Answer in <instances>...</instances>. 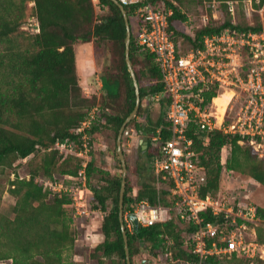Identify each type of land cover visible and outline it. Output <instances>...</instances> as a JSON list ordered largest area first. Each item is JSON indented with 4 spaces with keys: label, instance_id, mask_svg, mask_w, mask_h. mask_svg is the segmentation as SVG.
<instances>
[{
    "label": "trees",
    "instance_id": "trees-1",
    "mask_svg": "<svg viewBox=\"0 0 264 264\" xmlns=\"http://www.w3.org/2000/svg\"><path fill=\"white\" fill-rule=\"evenodd\" d=\"M26 1L29 0H22V5H18L15 0H0V167L11 168L18 160L40 150L45 154L39 172L29 180L16 177L10 183V190L17 200L12 207L13 218L0 214V261L64 264V256L75 248L77 234L71 226L73 217L68 208L71 200L67 196H51L45 192L37 177L42 175L59 180L65 176H78L83 159L74 155L63 158L58 151L50 150L51 147L58 139H72L78 149L82 148L83 134L75 135V130L97 106L101 112L86 130L92 137L90 145L104 129L112 131L117 141L122 125L135 108L136 90L125 59L127 29L122 12L114 2L99 0L101 11L108 8V13L98 18L91 0H31L35 5L38 31L30 37L29 46L23 48L15 36L22 29ZM219 1L229 11L227 3L235 0ZM167 2L174 8L170 29L180 34L175 24L186 21L187 17L170 0ZM260 3L263 4L264 0ZM125 10L131 16V9L127 7ZM228 27L252 33L264 32L261 24L234 26L231 20H227L217 25L211 18L208 25L197 31L195 38L187 39L192 48H202L206 36L220 33ZM131 30L130 58L140 86L141 106L127 128L133 126L141 139L149 138L145 150L144 143L139 147L151 160L162 144L155 148L150 138L161 127L163 140L170 136L169 124L165 121L170 99H162L161 114L157 119L148 116L147 97L154 99L162 94L164 85L154 56L141 50L132 27ZM90 43L108 61L100 76L102 93L98 104L95 97L82 95L77 66L78 44ZM203 96L204 104L208 105L212 98L218 96V87L212 86ZM230 99V95L216 99L217 111L225 112ZM140 117L144 120L139 121ZM188 136L193 140L197 153L196 166L206 177L201 187L202 197L217 195L225 167L229 171L248 172L253 180L264 185V159L260 160L249 144L240 145L238 137L219 130H202L196 123H191ZM225 147L230 149L226 166L221 162ZM117 159L121 166L119 157ZM127 168L130 169L128 162ZM86 171L88 188L93 196L92 207H101L104 214L101 225L104 240L94 249L92 256L99 259L100 264H105L106 260L111 264H127L119 219L122 174L107 177L105 185L97 188L91 180L96 171L93 159L88 161ZM138 187L135 191L127 176L124 212L132 210L141 201H148L152 206H174L178 200L172 194V183L155 173ZM258 215L263 218L264 211L258 209ZM201 217L212 222L215 219L208 212L202 213ZM180 224L173 218L151 228L140 227L133 233L126 229L132 264L145 244L150 245L152 256L164 255L168 264L169 251L173 252L174 259L193 261L194 257L188 252L190 248H184L186 239ZM193 230L194 226L188 227V234ZM258 242L264 245L261 234H258ZM234 260L228 263L233 264ZM256 261L261 262L259 259ZM206 263L223 264L225 260L210 258ZM243 263L250 264L246 260Z\"/></svg>",
    "mask_w": 264,
    "mask_h": 264
},
{
    "label": "built area",
    "instance_id": "built-area-1",
    "mask_svg": "<svg viewBox=\"0 0 264 264\" xmlns=\"http://www.w3.org/2000/svg\"><path fill=\"white\" fill-rule=\"evenodd\" d=\"M91 1L101 11L100 1ZM117 1L125 9H131V16H128L134 24L136 43L142 51L154 56L161 73L164 92L154 100L161 104L164 97L170 99L165 116L170 136L164 141L161 127L150 138L155 148L162 144L151 159V165L157 177L172 183V194L178 198L174 206H152L148 201L137 203L132 210L124 212L126 229L131 233L136 230L131 215L136 217L139 228H151L175 218L188 227L194 226L184 243V248H190L188 252L194 260L174 259L173 252L169 251L170 264H207L210 258L225 260L223 264H230L228 262L234 259L255 264L264 253V246L258 242L253 229L259 220L258 208L250 203L231 204L217 195L201 196L206 177L196 166L197 153L188 130L191 123H196L202 130H219L238 137L240 145L249 144L258 157L264 159V32L252 33L228 27L206 36L202 48L183 52L182 41H178L174 29H170L174 8L167 2L169 0ZM248 1L252 5V1ZM227 4L234 15V3ZM216 6L214 1L212 7ZM215 85L218 96L228 90L233 93L222 119L215 104L218 96L208 105L204 104V92ZM100 112L99 106L93 108L75 130V135L83 134L82 148L78 149L72 139H58L50 149L58 151L63 158L74 155L83 159L78 176H65L59 180L45 177L39 181L51 196L70 198L68 208L73 219L103 214L101 207H92L86 171L87 159L93 150L90 145L92 137L86 130ZM130 132L135 134L134 129L124 133L129 135ZM142 141L140 139V144ZM221 162L224 164L223 158ZM205 212L215 218L213 222L201 217Z\"/></svg>",
    "mask_w": 264,
    "mask_h": 264
},
{
    "label": "rangeland",
    "instance_id": "rangeland-1",
    "mask_svg": "<svg viewBox=\"0 0 264 264\" xmlns=\"http://www.w3.org/2000/svg\"><path fill=\"white\" fill-rule=\"evenodd\" d=\"M15 1L18 5H22V0ZM171 1L187 17L186 21H177L175 24L176 30L180 33H176V39L182 41L183 52L192 49V44L187 37L195 38L197 31L208 25L211 18L217 25L231 20L234 26H257L258 24L264 26V3L261 4L260 0H251L252 5L247 0H235L233 2L235 6L234 15L222 7L219 0ZM214 1L217 5L216 8L212 7ZM24 6L25 18L22 29L16 34L15 38L20 46L26 48L29 46L30 37L37 32V20L34 3L29 0L24 3ZM96 13L99 18L101 15L108 13V8L102 11L96 9ZM204 19H206V25L204 24ZM131 27H134L132 20ZM77 59L79 66H87L88 73V81L82 80L81 83L84 93L82 95L95 97L98 104L102 93V90L99 89V83H101L100 76L103 71V66L108 62L107 58H104L101 52L96 50L94 44L90 43L78 44ZM82 74L84 78V73ZM84 84H88V86ZM144 104L146 105V102ZM160 114L161 104L152 101L148 105V116L155 120ZM138 120L143 121L144 117H140ZM128 129H133V126L128 127L126 130ZM140 139V136L130 132L129 135H125L124 133L122 141L123 150L127 155V162L130 167L127 176L130 178L135 191L138 190V186L154 175L151 168V160L140 150ZM116 142L112 131L109 130L104 129L95 136L91 158L87 160L93 159L94 161L96 171H94L91 180L97 188L105 185L104 181L107 177L114 178L122 174V166L119 165L118 157L116 156ZM44 154L45 152L40 150L26 159L18 160L11 168L0 167V214L10 218L14 217L12 207L16 204L17 198L10 190L12 188L10 183L16 177L29 180L33 174L39 172ZM229 154L230 149L228 147L222 150L221 160L222 158L224 159V166H226ZM44 178V176L40 175L37 177V180L41 181ZM90 196L93 197L91 192ZM217 196L225 198L224 201H229L231 204L250 203L264 211V185L253 180L248 172L229 171L225 167L222 172L220 189ZM108 203L111 205V201ZM103 215L101 213L95 215V217L86 219H73L71 226L77 232L76 243L75 248L64 256V264H100L99 259L94 258L92 255L94 249L104 240L101 234ZM180 228L184 231V240H187L189 238L187 232L188 225L180 224ZM253 229L255 230V234H257V239L258 234L264 237V217H259V220L253 225ZM149 250V244L143 245L141 253L134 259V264H143L144 261H146V264H168L164 255L154 257L149 253ZM258 259L261 262L256 261L255 264H264V253L263 258ZM0 264H12V262L0 261ZM105 264H111V262L106 260ZM233 264L245 263H243V259H240Z\"/></svg>",
    "mask_w": 264,
    "mask_h": 264
},
{
    "label": "water",
    "instance_id": "water-1",
    "mask_svg": "<svg viewBox=\"0 0 264 264\" xmlns=\"http://www.w3.org/2000/svg\"><path fill=\"white\" fill-rule=\"evenodd\" d=\"M111 1L114 2L119 7V9L121 10L122 15L124 17L125 26L127 29L126 42H125V44H126L125 59H126V65H127L128 71L131 75V78L133 80L135 90H136L135 108H134L133 112L130 114V116L126 119L124 124L122 125V127L119 131V135H118L117 143H116L117 154H118L119 160L121 162V166H122V182H121L120 202H119V219H120V224H121V229H122L123 239H124L126 262H127V264H132L131 256H130V250H129V244H128V234H127L125 223H124V196H125L126 185H127L128 168H127V161H126V157L124 154L122 141H123L124 132H125L128 124L136 117V115L140 109L141 95H140V86L138 83V79H137L135 70L133 68L131 58H130V46H131V38H132L130 19H129V16H128L125 8L117 0H111ZM147 100L151 103L152 97L148 96ZM148 141H149L148 137H145L144 140L142 141V143L145 144L144 149L147 148ZM131 219H133V221L135 223V229L138 230L139 225H138L136 217L134 215H131ZM143 264H146V261H144Z\"/></svg>",
    "mask_w": 264,
    "mask_h": 264
},
{
    "label": "crops",
    "instance_id": "crops-1",
    "mask_svg": "<svg viewBox=\"0 0 264 264\" xmlns=\"http://www.w3.org/2000/svg\"><path fill=\"white\" fill-rule=\"evenodd\" d=\"M77 66H78V71H79V74H80V76H81V83H82V80H84V81H88L87 80V78H88V73H87V66H84V65H81V66H79V64H78V59H77ZM84 73V78H83V74L82 73ZM84 81H83V83H84ZM84 85H86V86H88V84H84ZM99 89L100 90H102V83H99ZM152 101H155L154 99H152ZM152 101H151V103H152ZM149 102V101H148ZM149 104H150V102H149Z\"/></svg>",
    "mask_w": 264,
    "mask_h": 264
},
{
    "label": "bare ground",
    "instance_id": "bare-ground-1",
    "mask_svg": "<svg viewBox=\"0 0 264 264\" xmlns=\"http://www.w3.org/2000/svg\"><path fill=\"white\" fill-rule=\"evenodd\" d=\"M225 95H230V97L232 98L233 97V93L231 92V91H225V92H223L221 95H219L216 99H220V98H222L223 96H225ZM215 99V100H216ZM225 112H218V115L220 116V119H222V115L224 114Z\"/></svg>",
    "mask_w": 264,
    "mask_h": 264
}]
</instances>
